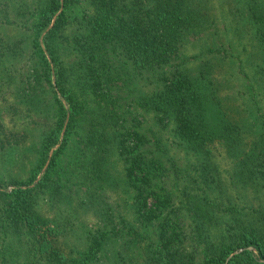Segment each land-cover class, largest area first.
<instances>
[{
    "label": "trees",
    "instance_id": "1",
    "mask_svg": "<svg viewBox=\"0 0 264 264\" xmlns=\"http://www.w3.org/2000/svg\"><path fill=\"white\" fill-rule=\"evenodd\" d=\"M0 1L27 6V0ZM29 2L27 109L40 110L48 90L55 117L27 177H10L8 192L0 188V230L17 241L12 252L9 242L0 248V264H96L106 233L120 230L85 229L84 246L73 256L60 246L66 228L37 208L42 190L58 187L52 170L79 118L87 124L84 153L95 178H106L110 152L123 161L124 183L133 187L131 220L123 218L128 235L137 238L135 227L154 224L142 264H264V0H217L221 26L211 11L214 0ZM216 31L224 39H215ZM2 32L0 64L19 56L24 41ZM190 38L199 47L187 55L182 45ZM227 77L245 87L238 96L222 90ZM140 109L169 126L171 142L191 154L205 188L183 189L173 201L158 153L165 142L154 135L150 147L144 131L124 124L126 112ZM131 118L139 121L137 114ZM6 143L0 138V149ZM219 149L229 162L224 177L211 161ZM185 224L201 245L199 257L181 245ZM233 249L239 250L227 257Z\"/></svg>",
    "mask_w": 264,
    "mask_h": 264
},
{
    "label": "rangeland",
    "instance_id": "2",
    "mask_svg": "<svg viewBox=\"0 0 264 264\" xmlns=\"http://www.w3.org/2000/svg\"><path fill=\"white\" fill-rule=\"evenodd\" d=\"M214 1L216 4L211 11L216 17V23L221 26L220 17L224 9L217 0ZM29 4L30 2L27 0V6L24 7L16 1L15 7L12 2H9L7 6L0 1V30L5 36H19L20 38L21 35L24 40L20 42V55L0 64V138L10 139V144L6 143L0 149V188L6 192L13 186L7 182L10 177L18 179L27 177L41 136L45 130H48L55 117V105L52 103L51 92L48 90L44 92L47 102L43 104L42 109L40 108L38 111L27 109V79L23 73H27V68L31 63L28 38L32 9ZM224 36L226 34L218 31L213 34L215 39H224ZM187 39L182 45L183 53L188 55L198 51L199 41L193 38ZM62 57L66 60L70 58L69 56ZM223 68H226V64ZM20 77L23 78L20 80ZM134 84L137 87L140 85L138 81H134ZM238 88L245 89L238 79L225 78L222 90L228 91L226 93L230 97L238 96L236 93ZM130 91H134L132 87ZM129 97L126 95L125 100L123 98L122 101H128ZM124 104L126 105V102ZM129 108L127 107V109ZM134 110L137 111V107ZM136 114L139 121L134 119L131 122V117ZM76 116L80 117L81 113ZM126 123L133 124L131 127L144 131L148 138L146 144L150 147L154 146V135L159 137L161 142H165L166 150L159 148L158 153L161 164L167 168L162 170L164 173L162 178L172 193L173 201L177 199L183 189L200 190V188H205L204 182L201 181L202 176L198 175V169L195 170L189 164L192 161L191 154L180 145L171 142L172 135L169 132V126L161 125L155 121L151 111L140 109L138 113L126 112L124 124L127 125ZM86 130V122L79 118L67 145L58 154L55 167L52 170L54 186L57 183L58 187L54 192L51 185L44 188L39 195L37 208L41 215L60 225L62 231L63 226L66 228L65 232L60 234V246L73 256H77V250L84 246L85 229L96 226L103 229L118 227L120 228L118 232L106 233L108 238L105 250L96 264H142L147 255L146 248L153 245L152 240L155 239V234H151L154 224L145 225L144 228L135 227V231L140 233L137 238L128 235L127 224L130 222L126 224L125 220H131L130 200L133 195V187L124 183L123 161L118 153L110 152L107 155L108 163L106 166L104 165L107 167L105 168L106 178L103 177V180L95 178L92 169L87 165L89 154L88 152L84 153L87 147L84 146L82 137ZM148 145L145 146L148 147ZM211 161L216 164L219 175L226 176L225 169L229 166V162L223 151L214 150ZM172 162L178 168L171 166ZM182 228L184 234H182L181 245L186 250L193 247L196 251L195 257H199L201 245H194V237L191 238L193 231L186 224L182 225ZM3 233V230H0V248L9 242L11 245L9 250L12 252L16 248L17 241L6 238ZM10 235L13 238L16 237L12 231H10ZM239 249H233L227 254V257ZM6 252H8V248H6ZM2 253L3 251L0 253V257ZM31 260H34L32 255ZM39 262L42 260L39 259Z\"/></svg>",
    "mask_w": 264,
    "mask_h": 264
},
{
    "label": "water",
    "instance_id": "3",
    "mask_svg": "<svg viewBox=\"0 0 264 264\" xmlns=\"http://www.w3.org/2000/svg\"><path fill=\"white\" fill-rule=\"evenodd\" d=\"M252 246L248 245L247 248H251Z\"/></svg>",
    "mask_w": 264,
    "mask_h": 264
}]
</instances>
